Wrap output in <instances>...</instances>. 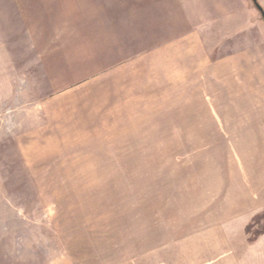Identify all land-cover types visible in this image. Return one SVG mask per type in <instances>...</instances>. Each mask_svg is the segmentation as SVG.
I'll list each match as a JSON object with an SVG mask.
<instances>
[{"label":"rangeland","instance_id":"374dc122","mask_svg":"<svg viewBox=\"0 0 264 264\" xmlns=\"http://www.w3.org/2000/svg\"><path fill=\"white\" fill-rule=\"evenodd\" d=\"M212 1L0 0V264H187L167 252L183 239L186 203L264 182V142L163 143L166 103L140 114L139 160L105 158L123 155L98 127L121 75L89 81L109 64L201 29L216 56L253 45L264 55L254 1L206 11ZM263 244L243 263L264 264Z\"/></svg>","mask_w":264,"mask_h":264},{"label":"crops","instance_id":"0c3cea01","mask_svg":"<svg viewBox=\"0 0 264 264\" xmlns=\"http://www.w3.org/2000/svg\"><path fill=\"white\" fill-rule=\"evenodd\" d=\"M208 4L210 8L206 11H238L231 3L227 5L221 0ZM215 51L216 46L207 44L203 29L191 30L148 51L109 64L94 81L90 80L89 83H96L99 79L107 81L109 77L121 75V86L111 87L110 91L118 95L120 102L103 104L102 111L110 112L109 120L98 127L116 132L120 138L119 153L123 155L106 154L105 158L139 160L140 114L151 111L148 105L160 103L172 106L166 110L172 118L160 124L168 128L162 133V137L168 138L163 143L264 142V115L261 114L264 113V55L255 54V45L242 52L219 56ZM177 103V110L183 116L180 123L175 119ZM175 128L182 129L179 132L182 140L174 139ZM241 128L248 130L239 131ZM120 169L125 171L116 172L118 175L138 174L128 172L125 167L116 170ZM229 186L232 193L240 189ZM220 187H216L214 195L199 196L194 205L186 203L192 214L184 218L183 239L168 245V254L176 251L175 255L183 256L187 264H246L243 258L249 250L264 242V234L250 242L247 232L253 218L264 212V182L257 184L254 180L253 184L241 185L240 190L245 192L238 198L230 195L224 199ZM243 231L246 239L238 242ZM240 256L241 260L237 259Z\"/></svg>","mask_w":264,"mask_h":264},{"label":"trees","instance_id":"16d2710c","mask_svg":"<svg viewBox=\"0 0 264 264\" xmlns=\"http://www.w3.org/2000/svg\"><path fill=\"white\" fill-rule=\"evenodd\" d=\"M253 1H254V4L256 5V7L260 10V12L262 14V17L264 19V9L262 8V6L258 2V0H253ZM263 219H264V212H262L260 214H257L253 218V221L247 226V232L249 234H251V232L253 230V233L249 237V241L250 242L256 241L259 238V236L264 234V224L262 225L261 229H258V230L257 229H253L256 225L259 226Z\"/></svg>","mask_w":264,"mask_h":264}]
</instances>
